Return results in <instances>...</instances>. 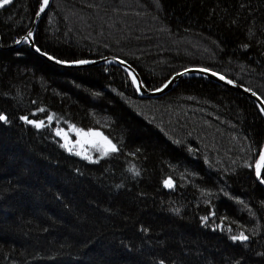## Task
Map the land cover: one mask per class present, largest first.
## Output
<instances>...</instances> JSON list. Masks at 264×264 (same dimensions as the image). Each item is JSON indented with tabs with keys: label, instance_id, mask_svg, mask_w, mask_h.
<instances>
[{
	"label": "trees",
	"instance_id": "obj_1",
	"mask_svg": "<svg viewBox=\"0 0 264 264\" xmlns=\"http://www.w3.org/2000/svg\"><path fill=\"white\" fill-rule=\"evenodd\" d=\"M100 1L53 0L38 48L67 62L120 57L151 90L207 68L264 99V0H136L130 13ZM41 5L16 0L0 10V264H264L258 104L204 77L143 98L120 66H55L27 40L15 47ZM101 11L149 20L148 55L71 33V22L81 25L75 14L95 24ZM172 41L188 51H173ZM72 126L102 133L118 151L98 162L68 152L56 132ZM241 233L248 239H232Z\"/></svg>",
	"mask_w": 264,
	"mask_h": 264
},
{
	"label": "rangeland",
	"instance_id": "obj_2",
	"mask_svg": "<svg viewBox=\"0 0 264 264\" xmlns=\"http://www.w3.org/2000/svg\"><path fill=\"white\" fill-rule=\"evenodd\" d=\"M130 1L135 2L136 0H101L98 4V8L101 9V8H103V6L110 4L111 7H108L106 9V11H108V12L113 11V10H118L119 12L130 13V11H128L130 8H132L131 6H129V5H132L130 3ZM42 2H43V0H42ZM75 15L77 16V19L81 22V25L79 24L78 21H75V22H71L72 24L69 25V28H71L72 30L74 29L73 31H71V30L70 31L72 34L79 37V40H81V41H84V40L93 41V40H95L94 41L95 43H100L101 40H114L115 42H117L119 44V46L121 48L120 51H122L124 49H128L131 53H136V52L142 51L143 53L145 52L144 55H148V53L150 51L149 47H146L143 43H148L147 39H150L149 33H147L148 31H146V28H147L146 23L149 20L142 17L141 14L138 17L133 18V20L132 19H130V20L126 19L127 20L126 21L124 19V17L120 16L121 18H123L121 20V18H118L113 13L107 17V16L103 15V11H101L100 14L96 17L99 19V21H98V23H95V24L91 23L92 16L78 17V16H80L79 14H75ZM96 27H98L99 31H97L96 37L92 39L91 36L89 35V33H90L91 29L96 28ZM129 44H132V46H130ZM137 45H139V47L136 49L135 47ZM172 45L176 48L173 51H176L178 54L184 53L183 51H185V52L188 51V50L186 51V48H184L185 43L180 44V43H177L175 41H172ZM155 47L157 49H162L165 51V49L162 48V44H160L159 40L157 41ZM132 48H134L136 50L135 51L130 50ZM196 55L202 56V54L198 53V52H196ZM165 58L166 57H159L158 60H160V62H165L166 61ZM62 68H64V67H62ZM65 69H67V68H65ZM231 80H233V79H231ZM233 81H235V80H233ZM58 130H61L64 133H67L68 142H69L70 147L75 145V147H73V150L70 153L77 155L76 153L80 152L81 154L77 155V156H79L83 159H86L85 156L91 157V159H86L90 162H98L102 157L107 156V155H104L100 150H98V147L93 146L91 143L77 144L76 142L78 140H82V137L77 135V131H76L77 129L76 128L70 129V130H65V129H58ZM59 138L61 139V141L64 145L65 144L64 138L62 136H59ZM84 139H86V138H84Z\"/></svg>",
	"mask_w": 264,
	"mask_h": 264
},
{
	"label": "water",
	"instance_id": "obj_3",
	"mask_svg": "<svg viewBox=\"0 0 264 264\" xmlns=\"http://www.w3.org/2000/svg\"><path fill=\"white\" fill-rule=\"evenodd\" d=\"M16 0H12V3L6 5L3 8H0V10H4L6 8H9L10 6H12L15 3ZM53 0H49V4L47 5V7L44 9L43 12L38 13V15L36 16V19L33 23L32 28L30 29L29 32H31L33 35L31 38H29L27 40L28 45L30 46L31 50L33 52H35L36 54H38L39 56H41L42 58H44L45 60H47L48 62H50L51 64L55 65V66H59V67H64L67 69H80V68H88V67H93V66H104V65H117L122 67L123 69L126 70V72L131 76H135L136 81L135 86L137 87L139 94L143 97V98H159L162 96H165L166 94H168L169 92H171L184 78L186 77H204V78H208L211 80H214L232 90L235 91H239L247 96H249L250 98H252L260 107V109L264 108V99L255 91L251 90L250 88H247L245 86H242L241 84L231 80L230 78L226 77L225 75L215 72L213 70L207 69V68H202V67H191L188 68L186 70H183L177 74H175L166 84L167 87H165V85L157 90H151L148 85L146 84L141 72L139 71V69H137L132 63H130L129 61L122 59L120 57H100L97 59H92V60H85L88 61V63H78V62H67V61H63L60 60L50 54H47L43 51H41L35 41V35L37 32V29L39 27V24L41 22V19L43 18V16L48 12L49 8L52 5ZM24 38L21 39L16 45V46H20L21 44H23L24 42ZM37 49H39V51H37ZM60 61V62H57ZM202 69L206 70V71H201ZM213 73H215V75H213ZM223 76L224 79H220V77ZM228 81H232V83H229ZM170 82V83H169ZM139 85V87H138ZM262 114L264 116V111H262ZM262 153H264V149L262 151ZM261 153V154H262ZM259 161V160H258ZM257 181L260 185H262L264 187V183H262L261 181L264 180V169L261 170V176L257 177Z\"/></svg>",
	"mask_w": 264,
	"mask_h": 264
},
{
	"label": "snow or ice",
	"instance_id": "obj_4",
	"mask_svg": "<svg viewBox=\"0 0 264 264\" xmlns=\"http://www.w3.org/2000/svg\"><path fill=\"white\" fill-rule=\"evenodd\" d=\"M10 3H12V0H0V8H3ZM48 4H49V0H43L42 5L40 7V12H43ZM32 35L33 34L31 32H29L27 34V36L24 37V39L28 40L29 38L32 37ZM37 51H39V49H37ZM57 62H60V61H57ZM78 63L84 64V63H88V61H79ZM201 71H206V70L202 69ZM213 75H215V73H213ZM132 79H133V82L136 81L135 76H133ZM220 79H224V77L221 76ZM228 82L232 83V81H228ZM138 87H139V85H138ZM165 87H167V84L165 85ZM41 111H43V109H41ZM261 111H264V108H262ZM22 119H24L29 124H34V126L37 128L44 126V121L36 122V121L28 120L26 117H22ZM52 119H53L52 116L48 117L49 121H51ZM0 121L7 122V117L4 115H0ZM72 127L74 128V126H72ZM76 131H77V135L82 137V140H78L76 142L77 144L91 143L93 146L98 147V150H100L104 155H108L110 152L118 151L117 146L115 144H113L107 137L103 136V134L100 132H92V131L84 132L83 130H76ZM56 134L58 136H62L64 138L65 144L62 146L65 147L69 152H71L73 150V147H75V145H73L72 147L69 146L67 133H64L61 130H57ZM84 138H86V139H84ZM76 154L80 155L81 153L77 152ZM85 158L91 159V157H88V156H85ZM262 169H264V153H262L260 155L259 161L255 164V171H256L257 177L261 176V170ZM261 182L264 183V180H262ZM164 184L166 187H169V188L173 187V182L171 179L165 180ZM203 219L205 222H207L209 217H204ZM232 239H234V240H247L248 237L245 236L243 233H241L239 236L232 237Z\"/></svg>",
	"mask_w": 264,
	"mask_h": 264
}]
</instances>
